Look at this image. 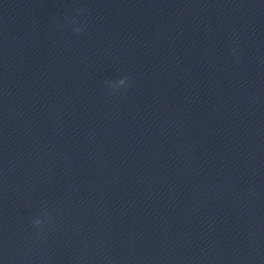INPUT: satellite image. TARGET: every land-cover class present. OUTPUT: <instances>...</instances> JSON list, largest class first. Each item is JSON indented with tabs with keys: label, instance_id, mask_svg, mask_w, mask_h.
<instances>
[{
	"label": "water",
	"instance_id": "water-1",
	"mask_svg": "<svg viewBox=\"0 0 264 264\" xmlns=\"http://www.w3.org/2000/svg\"><path fill=\"white\" fill-rule=\"evenodd\" d=\"M0 264H264V0H0Z\"/></svg>",
	"mask_w": 264,
	"mask_h": 264
},
{
	"label": "clouds",
	"instance_id": "clouds-1",
	"mask_svg": "<svg viewBox=\"0 0 264 264\" xmlns=\"http://www.w3.org/2000/svg\"><path fill=\"white\" fill-rule=\"evenodd\" d=\"M120 82L123 84L125 81H124V79H121ZM36 223L38 224V223H40V221L37 220Z\"/></svg>",
	"mask_w": 264,
	"mask_h": 264
}]
</instances>
